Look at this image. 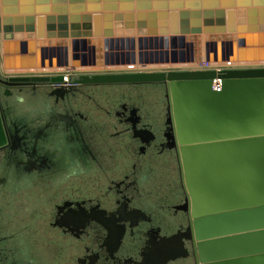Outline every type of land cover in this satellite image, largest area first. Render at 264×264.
Here are the masks:
<instances>
[{
  "label": "water",
  "instance_id": "obj_1",
  "mask_svg": "<svg viewBox=\"0 0 264 264\" xmlns=\"http://www.w3.org/2000/svg\"><path fill=\"white\" fill-rule=\"evenodd\" d=\"M57 68L164 83L200 264H264V0H0V83Z\"/></svg>",
  "mask_w": 264,
  "mask_h": 264
},
{
  "label": "flooded vegetation",
  "instance_id": "obj_2",
  "mask_svg": "<svg viewBox=\"0 0 264 264\" xmlns=\"http://www.w3.org/2000/svg\"><path fill=\"white\" fill-rule=\"evenodd\" d=\"M68 72L2 75L0 264H200L166 85Z\"/></svg>",
  "mask_w": 264,
  "mask_h": 264
},
{
  "label": "built area",
  "instance_id": "obj_3",
  "mask_svg": "<svg viewBox=\"0 0 264 264\" xmlns=\"http://www.w3.org/2000/svg\"><path fill=\"white\" fill-rule=\"evenodd\" d=\"M212 65H200V66H198L199 68H197V69H211L212 67H211ZM51 69H49V70H35V71H32V72H30V73H46V72H48V71H50ZM69 70H71V69H54V72H52V74H63L64 75V77H65V79H68L69 78ZM84 69H76L75 70V72L77 71V72H80V71H83ZM42 71V72H41ZM14 73H18V74H21V72H13V73H10V74H14ZM10 74H8V75H10Z\"/></svg>",
  "mask_w": 264,
  "mask_h": 264
},
{
  "label": "rangeland",
  "instance_id": "obj_4",
  "mask_svg": "<svg viewBox=\"0 0 264 264\" xmlns=\"http://www.w3.org/2000/svg\"><path fill=\"white\" fill-rule=\"evenodd\" d=\"M212 69V68H211ZM198 70H205V69H198ZM206 70H210V69H206ZM217 71H220L219 69ZM30 72V71H29ZM29 72H26V73H29ZM70 77V76H69ZM221 84V80H216L214 82V87L215 88H218V86Z\"/></svg>",
  "mask_w": 264,
  "mask_h": 264
},
{
  "label": "bare ground",
  "instance_id": "obj_5",
  "mask_svg": "<svg viewBox=\"0 0 264 264\" xmlns=\"http://www.w3.org/2000/svg\"><path fill=\"white\" fill-rule=\"evenodd\" d=\"M196 66V65H194ZM58 69V68H57ZM84 70H90V68H85ZM206 70V69H205ZM15 72H21V71H15ZM42 72V71H41ZM54 72V69H51L50 71L46 72V73H52Z\"/></svg>",
  "mask_w": 264,
  "mask_h": 264
}]
</instances>
